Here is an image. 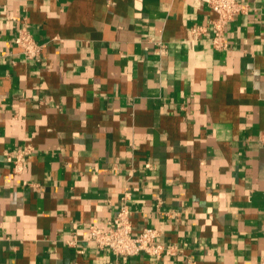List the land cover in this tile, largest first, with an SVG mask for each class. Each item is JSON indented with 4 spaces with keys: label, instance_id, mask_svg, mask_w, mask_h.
Wrapping results in <instances>:
<instances>
[{
    "label": "crops",
    "instance_id": "1",
    "mask_svg": "<svg viewBox=\"0 0 264 264\" xmlns=\"http://www.w3.org/2000/svg\"><path fill=\"white\" fill-rule=\"evenodd\" d=\"M245 2L217 50L208 0H0V264H113L67 241L122 205L171 249L125 264H264V0Z\"/></svg>",
    "mask_w": 264,
    "mask_h": 264
},
{
    "label": "built area",
    "instance_id": "2",
    "mask_svg": "<svg viewBox=\"0 0 264 264\" xmlns=\"http://www.w3.org/2000/svg\"><path fill=\"white\" fill-rule=\"evenodd\" d=\"M209 8L215 14L210 19V25L213 28V47L217 50H223L227 44L225 41L226 26L236 15L246 13L248 5L245 0H208ZM199 29L193 27L192 31ZM15 45L19 53L25 59L39 61L42 59L43 44L37 42L32 33L26 29H21L15 37ZM33 147L25 144L16 151L9 152L7 159L13 161V170L20 172L23 169V161L27 155L32 153ZM159 230L153 227H144L138 233H134L130 211L127 205H122L112 221L105 227L96 223L91 224L88 229L78 237L76 233L67 241L74 246L78 241H84L94 244L101 249L111 250L117 257L113 264H125L123 260L139 254H147L159 259L164 253L171 249L165 247L158 240ZM152 264H159L157 261ZM189 264H196L194 261Z\"/></svg>",
    "mask_w": 264,
    "mask_h": 264
}]
</instances>
